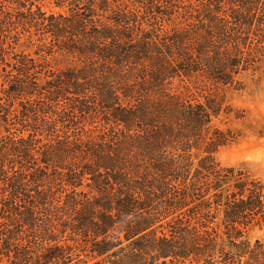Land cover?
Masks as SVG:
<instances>
[{"label":"trees","instance_id":"1","mask_svg":"<svg viewBox=\"0 0 264 264\" xmlns=\"http://www.w3.org/2000/svg\"><path fill=\"white\" fill-rule=\"evenodd\" d=\"M113 2L93 21L94 0L17 14L83 66L39 87L20 58L8 83L37 99L21 104L27 138H0V264H264L246 237L264 182L215 161L231 134L213 125L223 89L264 59V0Z\"/></svg>","mask_w":264,"mask_h":264},{"label":"rangeland","instance_id":"2","mask_svg":"<svg viewBox=\"0 0 264 264\" xmlns=\"http://www.w3.org/2000/svg\"><path fill=\"white\" fill-rule=\"evenodd\" d=\"M107 1L109 7L115 5L113 0ZM100 2L101 0H94L92 21L102 15H110L109 10H99ZM70 3L71 0H0V23L5 19V13L12 15L11 19L7 16L8 20L3 29L8 32V37L5 40L3 38L1 44L3 55L0 58V138L18 140L29 135L30 128L21 131V125H25L24 121L20 124L23 111L21 104L34 102L37 97L10 99L6 95L11 77H18L20 58L35 62L36 68L30 70V73L39 72L36 76L39 87L45 86L51 79V73L56 75L67 68L78 69L83 66L77 55L60 49L43 27L36 30L23 24L25 19L18 18L17 14L25 16L39 10L46 18L52 15L66 17L74 9ZM19 78H23L22 75ZM237 80L239 84L235 87L223 89L224 105L230 112H222L213 120L214 127L231 134L229 143L219 148L214 158L221 167L233 168L235 177L240 173L246 180L264 182V59L256 64L255 70L243 72ZM64 102L59 101V105L63 106ZM54 110L60 112L61 107ZM45 116L51 124L57 119L53 113ZM30 118L32 121L30 115L29 121H26L32 124ZM55 129L63 131V125L57 123ZM45 138L41 137L42 140ZM201 156V152L196 153L195 161ZM246 237L252 242H264V224L251 226L246 232Z\"/></svg>","mask_w":264,"mask_h":264}]
</instances>
